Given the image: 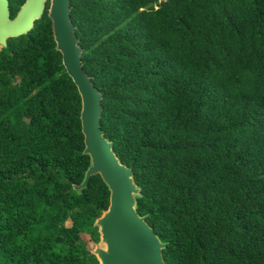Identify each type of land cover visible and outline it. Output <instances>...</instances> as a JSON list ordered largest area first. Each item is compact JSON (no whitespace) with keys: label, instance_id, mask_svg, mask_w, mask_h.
<instances>
[{"label":"trees","instance_id":"trees-1","mask_svg":"<svg viewBox=\"0 0 264 264\" xmlns=\"http://www.w3.org/2000/svg\"><path fill=\"white\" fill-rule=\"evenodd\" d=\"M15 17L26 0H9ZM47 8L0 47V264H100L110 204ZM101 127L169 264H264V0H71ZM71 221L68 225L67 222Z\"/></svg>","mask_w":264,"mask_h":264},{"label":"water","instance_id":"water-1","mask_svg":"<svg viewBox=\"0 0 264 264\" xmlns=\"http://www.w3.org/2000/svg\"><path fill=\"white\" fill-rule=\"evenodd\" d=\"M47 2L26 0L12 17L10 1L0 0V44L6 46L10 37L29 32L43 16ZM71 9V0H51L48 15L56 49L82 100L83 152L90 156V165L82 183L75 188H85L93 175L100 174L110 191L109 207L95 221L100 242L91 251L100 264H169L163 255L167 243L137 210L141 188L135 182L134 171L120 160L101 127L103 93L83 67V48L76 36Z\"/></svg>","mask_w":264,"mask_h":264},{"label":"rangeland","instance_id":"rangeland-1","mask_svg":"<svg viewBox=\"0 0 264 264\" xmlns=\"http://www.w3.org/2000/svg\"><path fill=\"white\" fill-rule=\"evenodd\" d=\"M0 47H1V44H0ZM67 224L70 225V224H71V221L69 220V221L67 222ZM83 238L88 242L89 247L91 248V250L94 249L95 246H96V244H98V243L100 242V241H99L98 243H96V242L92 241L91 238H90V236L87 235V234L83 235Z\"/></svg>","mask_w":264,"mask_h":264},{"label":"bare ground","instance_id":"bare-ground-1","mask_svg":"<svg viewBox=\"0 0 264 264\" xmlns=\"http://www.w3.org/2000/svg\"><path fill=\"white\" fill-rule=\"evenodd\" d=\"M50 1H51V0H48L49 3H50ZM48 2H47V4H48ZM49 7H50V6H49Z\"/></svg>","mask_w":264,"mask_h":264}]
</instances>
